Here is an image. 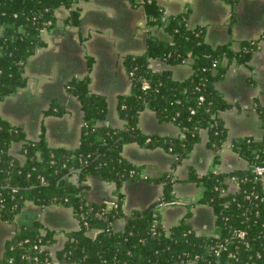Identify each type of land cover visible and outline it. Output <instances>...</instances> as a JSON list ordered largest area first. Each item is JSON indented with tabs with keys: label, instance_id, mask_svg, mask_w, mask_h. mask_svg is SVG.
Listing matches in <instances>:
<instances>
[{
	"label": "trees",
	"instance_id": "obj_1",
	"mask_svg": "<svg viewBox=\"0 0 264 264\" xmlns=\"http://www.w3.org/2000/svg\"><path fill=\"white\" fill-rule=\"evenodd\" d=\"M90 0H0V105L10 95L27 86L25 68L28 60L45 46L44 31L57 25L55 12L61 7L72 9ZM235 8L237 0H227ZM148 26L164 27L173 42L150 36L147 52L129 55L125 66L132 81V91L119 98L118 112L126 126L106 125L109 106L104 96L90 90V77L73 79L67 85L70 95L82 106L84 125L77 149L52 148L44 134L29 141L24 128L0 117V214L13 222L27 202L41 207L64 205L71 208L80 229L67 234L64 249L56 262L71 264H264V189L253 173L264 166V137L233 140L232 149L248 162V169L231 174L214 171L200 177L190 169L189 181L204 190L202 202L209 204L216 216V233L198 235L187 219L167 231L158 207L175 200L174 180L166 174L162 201L144 211L125 215L123 196L118 192L117 208L87 199L88 181L96 177L114 183L118 189L125 182L141 180L140 169L123 156L128 144L161 148L177 157L188 158L203 131L209 134V147L216 153L229 139L221 113L230 105L217 89L229 65L247 64L258 49L257 42H245L235 52L229 45L210 46L205 30L188 28L189 11L167 16L151 0H142ZM67 25H80L79 9L72 10ZM154 60L171 65L190 64L193 73L183 81L171 71L156 72ZM93 61L89 59V71ZM147 82L149 89H144ZM204 100H201V99ZM53 106L48 114L60 115ZM151 109L161 121L172 122L181 130L178 138L148 136L139 127L140 114ZM264 128V107H257ZM23 143L22 163L10 153L12 145ZM80 171L79 174H75ZM237 178L238 190L228 192V181ZM45 182V183H44ZM123 219L125 227L116 231L113 223ZM39 223L21 228L7 244L6 262L14 264H55L49 247L52 232H42ZM91 232L97 234L92 237ZM244 233V236H242ZM42 243L45 248L35 250Z\"/></svg>",
	"mask_w": 264,
	"mask_h": 264
},
{
	"label": "crops",
	"instance_id": "obj_2",
	"mask_svg": "<svg viewBox=\"0 0 264 264\" xmlns=\"http://www.w3.org/2000/svg\"><path fill=\"white\" fill-rule=\"evenodd\" d=\"M155 1L167 16L189 11L188 28L205 30L206 42L216 48L229 45L239 52L245 42H257L258 49L247 64L232 62L225 78L217 89L230 105L220 115L228 130L229 139L219 151L209 147L210 137L202 132L201 141L190 156L179 164L177 157L161 148L149 149L138 144L123 148V156L140 169L141 180L125 182L120 189L114 183L96 177L89 179L87 199L97 204L116 203L118 192L123 196L125 215L144 211L162 201L165 185L160 181L166 174L174 180V202L158 207L162 223L167 231L182 220L201 236L216 233V216L212 207L202 202L204 190L189 181L190 169L200 177L212 171L231 174L248 169V162L231 147L233 140L252 137L262 140L263 122L257 107H264V0H237L235 8L227 0H151ZM79 9L80 25H67L72 10ZM57 25L42 34L45 46L27 62L26 87L7 97L0 105V117L14 126L24 128L29 141H38L44 134L52 148L74 150L80 146L84 125L81 102L67 91L73 79L90 77V90L104 96L109 113L106 125L122 129L126 122L118 112L119 98L132 91V81L125 66L129 55L147 52L150 36L172 43V36L164 27H149L142 0H90L80 2L72 9L56 10ZM89 59L93 61L89 71ZM151 66L156 72L171 71L177 81L188 79L193 69L190 64L171 65L154 60ZM64 110L60 115L48 114ZM143 134L178 138L180 128L161 121L156 112L144 110L139 117ZM23 143L12 145L10 153L22 163ZM264 189V178L262 180ZM238 190V184L228 181V192ZM39 223L43 233L52 232L55 242L49 247L50 255L57 257L64 249L67 234L78 231L80 222L74 211L64 205L41 207L27 202L13 222L4 221L0 214V264L5 260L9 241L23 227ZM123 219H116L113 228L122 231ZM97 233L91 232L94 237ZM55 264H71L59 261ZM194 264V263H190Z\"/></svg>",
	"mask_w": 264,
	"mask_h": 264
},
{
	"label": "built area",
	"instance_id": "obj_3",
	"mask_svg": "<svg viewBox=\"0 0 264 264\" xmlns=\"http://www.w3.org/2000/svg\"><path fill=\"white\" fill-rule=\"evenodd\" d=\"M44 32H47V31H44ZM143 87H144V89H149L150 85L147 82H145L143 84ZM201 100H204V99L202 98ZM253 173L255 174L257 179L263 180V178H264V166H255L254 169H253ZM232 180L235 181L238 184V186H239V181L237 180V178H233ZM110 205L112 206V208H117V204L116 203H112ZM242 236H244V233H242ZM42 248H45V247H44V245L41 242L34 246L35 250H42ZM52 259H53V262H56V258L52 257ZM7 263L8 264H14V260L13 259H9V261Z\"/></svg>",
	"mask_w": 264,
	"mask_h": 264
},
{
	"label": "water",
	"instance_id": "obj_4",
	"mask_svg": "<svg viewBox=\"0 0 264 264\" xmlns=\"http://www.w3.org/2000/svg\"><path fill=\"white\" fill-rule=\"evenodd\" d=\"M80 173V171H77L75 174H79Z\"/></svg>",
	"mask_w": 264,
	"mask_h": 264
}]
</instances>
